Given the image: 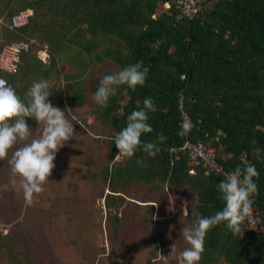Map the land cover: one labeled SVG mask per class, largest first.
<instances>
[{
  "label": "trees",
  "instance_id": "trees-1",
  "mask_svg": "<svg viewBox=\"0 0 264 264\" xmlns=\"http://www.w3.org/2000/svg\"><path fill=\"white\" fill-rule=\"evenodd\" d=\"M11 1L0 0V17L5 21L26 7L33 14L17 31L1 26L0 48L13 40L28 39L22 34L30 29L52 47V64L66 59L72 50L69 62L73 68L78 56H84V64L110 59L117 71L139 61L149 68L144 86L135 91L121 86L107 108L94 109L100 121L111 128L109 164L101 168V177L108 183L107 207L109 198L119 196L120 189L142 181L153 192L162 185L188 188L195 198L194 212L202 216L221 210L216 186L223 178L206 175L201 166L191 165L182 149L186 138L199 139L227 171L245 163L255 165L259 177L254 178L258 185L254 205L261 217L259 227H264V0H205L191 19L177 18L174 0H17L13 4L20 2V6L15 11H11ZM164 2L169 8L158 12V5ZM36 7L42 9L33 17ZM3 36L8 37L4 43ZM29 49L21 52L15 73L0 72L8 75L4 77L20 90L19 95L18 70ZM30 60L40 62L37 55L27 62ZM49 71L46 68L42 75L48 76ZM179 94L197 125L183 138L177 135ZM145 98L154 101L157 111L150 113L148 120L154 131L141 139L154 142L161 133L167 139L154 158L138 151L131 159L114 161L118 154L114 135L126 126L133 110L143 107ZM66 102L81 106L82 92L67 94ZM204 247L199 264L220 259L226 264H264V228L234 235L221 224L208 231Z\"/></svg>",
  "mask_w": 264,
  "mask_h": 264
},
{
  "label": "rangeland",
  "instance_id": "rangeland-1",
  "mask_svg": "<svg viewBox=\"0 0 264 264\" xmlns=\"http://www.w3.org/2000/svg\"><path fill=\"white\" fill-rule=\"evenodd\" d=\"M19 6L20 2L12 3L11 11ZM41 9L36 7L33 17ZM157 9L161 12L162 5ZM22 36L36 41L19 66L21 96L32 81L47 80L52 92L49 100L61 110L70 109L68 115L74 118L77 135L56 154L55 168L32 206H26L23 192L12 186L8 161H0V264H164V255L170 253L174 242L177 252L188 247L180 233L193 220L195 198L186 187L169 189L162 185L153 193L150 185L140 181L120 189L119 196L109 198L110 207L105 205L109 192L101 168L109 164L111 128L96 116L97 105L91 97L101 78L116 72L117 67L110 59H92L84 64V56H78L73 68L69 62L72 50L66 59L52 64V47L47 41L32 35L30 29H25ZM6 38L3 36V43ZM43 49L47 53L41 56L43 60L27 62ZM46 68L50 71L45 77L42 72ZM79 70L81 76L77 75ZM75 90L84 97L81 106L66 102V95ZM92 114L95 118L87 124L84 119ZM27 123L37 135L36 122L27 118ZM148 204L156 212L161 204L169 206L172 215L153 223ZM184 207L190 212L188 217L183 216ZM167 264L176 261L169 258ZM213 264L226 263L220 259Z\"/></svg>",
  "mask_w": 264,
  "mask_h": 264
},
{
  "label": "clouds",
  "instance_id": "clouds-1",
  "mask_svg": "<svg viewBox=\"0 0 264 264\" xmlns=\"http://www.w3.org/2000/svg\"><path fill=\"white\" fill-rule=\"evenodd\" d=\"M148 73L149 68L139 61L106 74L91 99L100 108H107L110 98L121 86L126 85L135 91L138 86H144ZM51 95L47 80L32 81L22 97L7 80L0 78V161H8L13 177L11 184L23 192L26 206H32L44 191V185L55 168L58 151L77 135L74 118L70 119L68 115L70 109L65 111L54 106L49 100ZM123 107L122 104V110ZM156 111L154 101L145 98L143 107L127 116L126 126L114 135L118 149L116 159H131L138 151L154 158L161 151L159 145L167 139L164 134H158L154 142L141 139L144 134L154 131L148 120L149 114ZM27 118L36 122L37 135H33ZM179 128L177 135L181 138L190 133L193 124L187 115L183 116ZM137 163L143 166L142 161ZM220 174L223 179L216 188L223 203L222 209L211 216L192 212L194 219L190 225H184L180 233L188 247L177 252L174 242L170 245V253L164 255V264L169 258L175 259L176 264H199L205 251L206 235L212 228L224 224L234 235H239L246 222L249 225L258 222L253 214L254 197L258 195L254 178L259 177L255 165L245 163L232 171L221 170ZM183 216H189L187 207L183 209ZM152 218L156 219L155 216Z\"/></svg>",
  "mask_w": 264,
  "mask_h": 264
},
{
  "label": "built area",
  "instance_id": "built-area-1",
  "mask_svg": "<svg viewBox=\"0 0 264 264\" xmlns=\"http://www.w3.org/2000/svg\"><path fill=\"white\" fill-rule=\"evenodd\" d=\"M17 0H12L11 2H15ZM28 1H36V0H28ZM205 0H174L173 9L176 11L177 18H185L191 19L193 18L198 11L203 7ZM162 11H166L170 4L168 2L161 3ZM33 10L29 7L21 9L20 11L14 12L9 17L8 21H5V17H0V28L1 26H6L8 29L12 31H17L20 28L24 27L29 18L32 16ZM35 43L33 39H19L13 40L0 48V72L3 73H15L17 71L19 62H20V54L22 51H27L29 47ZM46 49L38 50L37 56L41 60L43 58L41 56H46ZM0 78L6 80V78L0 75ZM178 111H179V122H182L183 116L187 115L190 118L191 123L193 124V128L197 127L194 120L191 118L188 110L184 106L183 97L179 94L178 99ZM95 115H88L84 120L87 124L91 123ZM199 122V120L197 121ZM80 125H83L82 122L78 121ZM191 129V131L193 130ZM190 131V132H191ZM182 149L185 150L191 165L194 167L201 166L206 172V175H216L223 178L220 174L221 170L227 172L224 167L217 162L215 159L214 152L211 148L207 147L206 144L202 140H189L185 139ZM194 172V170H192ZM253 214L255 219L258 221L257 223L249 225L247 222L242 225L243 230L253 229L257 230L260 223L261 217L259 215V211L255 208L253 204ZM243 232V231H242ZM241 232V233H242ZM240 233V234H241Z\"/></svg>",
  "mask_w": 264,
  "mask_h": 264
},
{
  "label": "crops",
  "instance_id": "crops-1",
  "mask_svg": "<svg viewBox=\"0 0 264 264\" xmlns=\"http://www.w3.org/2000/svg\"><path fill=\"white\" fill-rule=\"evenodd\" d=\"M12 3V2H11ZM35 40V39H34ZM36 41V40H35ZM153 193H156V192H153ZM154 202L153 203H155L156 201L155 200H153ZM151 204H148V206L150 207V214H149V220H151L152 219V222L153 223H155V222H157L159 219H168L171 215H172V213H171V210H169L170 208H169V206H166V208L164 207V205L163 204H161V208L160 209H158L157 210V212H156V210L154 209V207H151L150 206ZM161 210V211H160ZM153 216H155L156 217V219H153L152 217ZM151 218V219H150ZM165 234V233H164ZM165 236H166V234H165ZM163 238H164V236H162ZM167 238V237H166ZM167 241V240H166ZM188 246V245H187Z\"/></svg>",
  "mask_w": 264,
  "mask_h": 264
}]
</instances>
